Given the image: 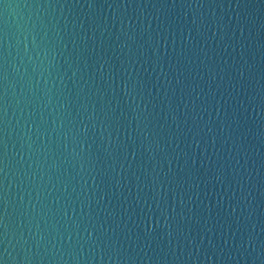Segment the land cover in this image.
Segmentation results:
<instances>
[{"label": "water", "instance_id": "obj_1", "mask_svg": "<svg viewBox=\"0 0 264 264\" xmlns=\"http://www.w3.org/2000/svg\"><path fill=\"white\" fill-rule=\"evenodd\" d=\"M0 264H264V0H0Z\"/></svg>", "mask_w": 264, "mask_h": 264}]
</instances>
